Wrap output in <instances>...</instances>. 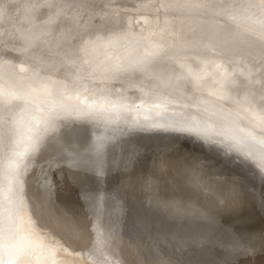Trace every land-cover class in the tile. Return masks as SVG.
Listing matches in <instances>:
<instances>
[{"label":"snow or ice","instance_id":"6c2138e0","mask_svg":"<svg viewBox=\"0 0 264 264\" xmlns=\"http://www.w3.org/2000/svg\"><path fill=\"white\" fill-rule=\"evenodd\" d=\"M162 11L178 18L179 35L173 27L133 30L122 24L86 33L55 54L37 49L24 70L0 44V264H71L66 257L80 256L48 231L63 225L66 243H83L75 223H38L30 207L25 177L45 148L99 176L126 131L184 133L207 148L222 144L264 180V88L245 100L249 79L222 69V63L264 68V0H167ZM211 73L220 91L245 105L243 112L226 97L193 86ZM74 122L95 124L100 134L84 144L73 141L63 133ZM84 195L95 218L88 261L120 264L107 255H117L119 240L114 197ZM109 209L116 213L111 218Z\"/></svg>","mask_w":264,"mask_h":264},{"label":"bare ground","instance_id":"6f19581e","mask_svg":"<svg viewBox=\"0 0 264 264\" xmlns=\"http://www.w3.org/2000/svg\"><path fill=\"white\" fill-rule=\"evenodd\" d=\"M166 3L167 0H0V44L9 49L10 57L20 58L19 67L24 70L30 66L28 54L37 49L45 54H55L86 33L117 29L122 24L133 30L160 31L173 27L179 35L178 18L162 11ZM157 20L161 23L157 24ZM223 68L249 79L245 100L258 88H264V76L260 74L264 68L252 67L251 63L247 68L239 64L231 68L222 63ZM218 83L216 73L202 74L198 84L193 86L201 92L226 97L243 112L245 105L235 100L231 92L220 91ZM235 83L239 85L240 81ZM129 95L139 93L132 91ZM63 134L84 144L92 134L100 133L95 124L74 122ZM182 146L189 155L196 154L204 160L205 164L201 163L200 167H194L191 159L190 165L182 161L196 178V188L203 194L162 199L157 194L142 197L127 190L131 169L143 153L151 150L160 153L157 162L158 170L162 171L175 164L180 154L173 152L182 150ZM209 178L213 180L210 189L207 187ZM223 180L229 182L228 187L220 188ZM242 181L250 182L257 189L255 213L241 221L232 213L219 214L218 210L230 209L235 204L231 194L227 193L229 190L236 189L233 191L235 201L240 200L241 204L243 189L239 185ZM25 185L38 223L66 220L82 231L83 243L68 244L63 225L48 227L52 236L65 243L70 252L80 253L75 259L65 258L71 264H90L87 259L90 253H86L91 236L89 229L95 218L84 194L95 192L114 197L112 208L120 210V219L115 225L119 233L118 246H115L117 255L113 256L111 251L107 253L120 264H264V180L251 164L238 162L220 143L207 148L189 134L129 130L112 146L99 176L92 168H78L62 153L45 148L35 157L25 177ZM42 192L47 194L46 198L41 197ZM33 201L39 205L38 213ZM103 207L108 209L107 204ZM115 214L109 209L110 218Z\"/></svg>","mask_w":264,"mask_h":264},{"label":"rangeland","instance_id":"374dc122","mask_svg":"<svg viewBox=\"0 0 264 264\" xmlns=\"http://www.w3.org/2000/svg\"><path fill=\"white\" fill-rule=\"evenodd\" d=\"M185 150L187 151V149H185L182 146V150L181 149L177 150L180 153H177V151H176V153L173 152L174 154H177V155L180 154V156H178L179 158L177 157V160H176L174 165H172L170 167H166L165 169L162 168V171L158 170L159 163L157 162L160 153L157 152V154H158L157 155L156 152L154 153V151H152V150L146 152L145 154L143 153V155H141L135 161V164H137L139 166L140 162L142 163L143 161H146V160L147 161H146V163L143 162L141 164L142 166L140 165V167H138L137 165H136L137 167L133 166L134 171H132L133 169H131L130 176L128 177V182H129L128 184L130 185V187H131V185H133V186L130 188L129 185L127 184V186H128L127 190H129L130 193L133 192L132 194H134V195L137 194V196H142V197H146V196L152 197V195L155 197V195L157 194L156 196L159 195L162 199H168L170 197H176V196L188 197V196H193V194H203V193H201V191H199L196 188L197 180H196V178L195 179L193 178V174L191 173V171L189 169H187L186 165H188V164L190 165L191 160H192L194 167H200L201 163H204V160L203 159L201 160L200 158H198V157H200L199 155H197V156H196V154L189 155L190 153L188 151H187L188 152L187 153ZM150 152H153L152 154H154V155H151ZM147 153H150L149 156L147 155ZM145 155H147L148 157ZM184 155L185 156L188 155L190 158L188 156L185 157ZM143 156H144V158H143ZM149 157H151V158H149ZM189 159H191V160H189ZM193 159L195 162L193 161ZM197 162L199 163V165ZM137 168H139V169H137ZM135 169H137V170L135 171ZM238 176H241V175H238ZM154 177H156V178L153 180L150 179V178H154ZM216 177H218V176H216ZM133 179H134V182H133ZM211 181H213V180H211V178H209L210 184L209 185L206 184L208 189L211 188ZM222 182H220L221 184H219L220 188L227 186V184L229 183L226 180H223ZM236 182H237V180H236ZM139 183H141V185H139ZM239 186L243 189V191L241 193L243 196V198H242L243 201L241 202V204H240V200H237L238 203H237V201H235L236 194L233 193V191H235L236 189L235 190H229V191H227V193L231 194L233 202L235 204H234V206H231L230 209H227V210L224 209V211H223V209H221V210H218V212L220 211L219 214H221V215L226 214V213L228 215V214L232 213L233 215H235V217L237 219H239V221H241L242 219H246L255 213L256 208H257V205H256L257 189H256L255 185L253 186L252 184H250V182L249 183L243 182ZM233 194H235V195H233ZM185 197H183V198H185ZM232 214H230V215H232Z\"/></svg>","mask_w":264,"mask_h":264}]
</instances>
